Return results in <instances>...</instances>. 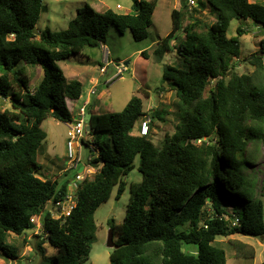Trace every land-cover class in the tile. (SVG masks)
<instances>
[{
    "label": "trees",
    "instance_id": "16d2710c",
    "mask_svg": "<svg viewBox=\"0 0 264 264\" xmlns=\"http://www.w3.org/2000/svg\"><path fill=\"white\" fill-rule=\"evenodd\" d=\"M187 1L173 10V29L154 48L159 60L173 51L178 32L188 29L183 27ZM157 2L134 0L132 13L97 11L86 3L67 29L37 33L45 0H0V96L11 98L13 107L0 110V253L6 259H21L11 235L29 234L31 217L69 188V178L60 182L37 174L43 167L39 149L47 139L43 122L49 117L72 120L67 99L77 100L83 92V83L68 80L59 61L85 46L105 43L112 26L121 32L130 29L137 40L146 38ZM205 5L216 14V22L187 34L186 43L197 41L198 46L181 45L188 54L184 68L164 69L163 80L181 100L175 132L165 135L160 148L149 134H134L136 122L147 114L138 95L121 111L92 112L90 126L99 147L92 161L101 163V169L80 184L70 216L54 219L46 210L45 232L35 235L37 264H84L97 232L95 212L115 186L121 197L124 177L138 156L143 180L131 186L124 222L109 220L119 245L110 264H227L226 250L215 244L218 237L264 236V202L256 195L255 179L244 170L252 162L250 146L264 142V56L251 60L254 73L238 74L233 59L240 57L247 31L239 26L237 35L228 36L234 19H250L264 33V0H207ZM260 47L264 53V38ZM21 62L42 67L43 76L33 89ZM152 113L163 120L167 114L158 108ZM225 198L232 203L231 212ZM47 241L57 248L55 254H47ZM184 244L196 245L197 253L184 251ZM235 245L244 246L239 241Z\"/></svg>",
    "mask_w": 264,
    "mask_h": 264
},
{
    "label": "rangeland",
    "instance_id": "374dc122",
    "mask_svg": "<svg viewBox=\"0 0 264 264\" xmlns=\"http://www.w3.org/2000/svg\"><path fill=\"white\" fill-rule=\"evenodd\" d=\"M94 0H45V9L37 24V33L50 28L53 31L65 30L69 27L72 19L78 15V9L91 3ZM256 1V0H250ZM207 0H196V5L190 6L187 1V10L184 17L183 27L187 30H180L177 34V40L174 41L173 51L168 53L162 60L154 54V48L157 42L167 36L173 29L172 12L174 9H181L182 0H158L157 7L153 16V23L148 29V36L142 40L134 38L130 29L121 32L116 26H112L105 39V43L96 46H85L82 51L72 55L66 60L59 61V65L64 71L68 80H80L83 83V92L79 99L72 100L70 103L71 111L75 116L79 107L89 97L88 91L92 88L93 82L98 80L97 93L90 96L91 105L87 114V122L90 120V114L118 112L124 109L128 101L138 95L143 99L144 109L147 114L135 124L133 133L138 134L140 124L145 119H150V132L152 140L156 147L160 148L167 133H174L180 116L178 108L181 100L176 90L169 85V81L163 80L164 69L167 65L177 68L185 67V58L188 56L182 44L189 45L191 48L198 46L197 41L187 44V34L193 36L196 33L203 32L208 25L216 22V14L209 5L202 6ZM134 0H99L98 6L106 9H113L118 13L135 12L133 8ZM119 5L121 8H119ZM242 26L247 32L241 39V55L234 58L233 71L238 74H252L256 66L251 60L257 54H263L260 42L264 38V33L256 27L252 20L234 19L228 29V36L237 35V28ZM179 45V46H178ZM147 50L148 56H143L142 51ZM130 61L128 66L125 62ZM106 66L107 72L102 74L100 68ZM23 73L30 80L32 89L40 82L43 76L41 66L19 64ZM121 70V73H119ZM142 89V90H140ZM158 108L161 112L166 111L165 120L155 118L152 110ZM13 109L11 98L0 96V110ZM43 128L49 133L48 139L39 149L38 162L42 164V169L37 173L42 178H53L55 174L47 169L50 165L49 158L56 159L61 165V169L56 170V174L68 166L66 156V139L68 125L54 117L47 118ZM87 139H94L93 135H85ZM47 150L48 154L45 152ZM81 166L87 165L88 158L93 155L96 158V152L92 151L87 145H83L81 150ZM251 164L245 168V172L255 179L256 195L264 202V142L251 145L249 148ZM91 163H94L93 161ZM134 169L124 177L126 189L120 198H117L118 186H115L108 201L103 202L95 212L97 232L95 238L90 243V254L84 264H110V256L114 248L109 245L111 226L109 220L114 219L117 224L124 222L128 203L131 196V186L138 184L143 180V174L139 169L140 157L135 160ZM102 164H97L94 173L101 169ZM64 173V172H63ZM67 173V174H66ZM76 170L65 172V177L59 176L60 182L64 178H69V188H73L70 183L80 186L76 183ZM91 176L94 177L95 174ZM52 206V204H50ZM224 206L228 211H232V203L228 198L224 199ZM209 209L213 207L209 202ZM11 241L16 242L21 248V259L18 264H37L40 260L34 250L36 243L35 236L23 234L18 236L12 234ZM117 236H114V241ZM235 241L243 243V248H238ZM216 245L222 246L227 253V264H261L264 261V236L254 237L242 233L230 236L218 237ZM47 254L53 255L58 250L46 242ZM183 250L191 253H197L198 247L192 244H184ZM0 260L5 264L9 263L0 253ZM2 264V262H0Z\"/></svg>",
    "mask_w": 264,
    "mask_h": 264
},
{
    "label": "built area",
    "instance_id": "2783aa9c",
    "mask_svg": "<svg viewBox=\"0 0 264 264\" xmlns=\"http://www.w3.org/2000/svg\"><path fill=\"white\" fill-rule=\"evenodd\" d=\"M189 5L192 7L196 5V0H189ZM120 7V5H119ZM102 74L107 72L106 66L100 68ZM121 73V70H119ZM93 86L88 91L89 97L82 103L79 107L77 114L73 117L72 120L67 121L68 125L67 130V139H66V156L68 159V166L65 168V171L76 170L75 175L76 183L84 181L86 177H89L94 173L93 168V155H90L88 158L87 165H84L83 170L80 171L82 154L81 150L83 145L90 147L92 151L96 152V157L99 156V147L94 143V139L90 140L85 137V135H92V129L90 126V120L87 122V114L89 113V106L91 105L90 96L97 93L98 89V80L92 81ZM150 119H145L141 122L139 127V135H148L150 132ZM94 138V137H93ZM73 188H68L67 193L60 199L52 203V206H46L41 213L34 214L31 217V223L34 224V227L30 230V235H42L44 234V223L43 215L46 213V210L50 211L52 218L54 219H65L70 216L73 209L77 205L78 201V189L80 186H76L74 183H70ZM238 222V219L235 220L234 224ZM8 264H18L17 260H9Z\"/></svg>",
    "mask_w": 264,
    "mask_h": 264
},
{
    "label": "crops",
    "instance_id": "0c3cea01",
    "mask_svg": "<svg viewBox=\"0 0 264 264\" xmlns=\"http://www.w3.org/2000/svg\"><path fill=\"white\" fill-rule=\"evenodd\" d=\"M98 3H99V0H94L93 2H91L90 4L93 6V8L95 9V10H97V11H104L103 10V8H100L99 6H98ZM119 8H121V7H119ZM104 44V43H103ZM26 65V64H25ZM82 82V81H81ZM71 99H67V103H68V107H69V109L71 110V107H70V103H71ZM65 124H66V122H64ZM47 132V131H46ZM135 134V133H134ZM48 136H49V133L47 132V139H48ZM46 139V140H47ZM45 152L48 154V152H47V150H45ZM49 155V154H48ZM49 166L47 167V169L48 170H50V168H52V171L51 172H53L54 174H55V178H58L59 179V176H65L66 174H65V168L61 171L60 170V172L58 173V174H56V170H58V168L59 169H61L60 167H61V165L59 164V162L58 161H56V159H53V158H49ZM64 172V173H63ZM88 178H90V179H92L93 177L90 175ZM0 262H2V264H5V262H4V260H0ZM1 264V263H0Z\"/></svg>",
    "mask_w": 264,
    "mask_h": 264
},
{
    "label": "water",
    "instance_id": "95a60500",
    "mask_svg": "<svg viewBox=\"0 0 264 264\" xmlns=\"http://www.w3.org/2000/svg\"><path fill=\"white\" fill-rule=\"evenodd\" d=\"M264 28V27H263ZM262 28V29H263ZM130 64V61H126L125 62V66H128ZM97 165V163L96 162H94L93 163V166L95 167ZM83 166H81L80 167V171H82L83 170ZM109 245L111 246V247H113V248H118L119 247V245L116 243V241H114V233H113V231L111 230V235H110V242H109Z\"/></svg>",
    "mask_w": 264,
    "mask_h": 264
},
{
    "label": "clouds",
    "instance_id": "9594fccd",
    "mask_svg": "<svg viewBox=\"0 0 264 264\" xmlns=\"http://www.w3.org/2000/svg\"><path fill=\"white\" fill-rule=\"evenodd\" d=\"M90 115H91V114H90ZM79 170H80V169H79ZM65 172H66V171H65ZM86 178H87V177H86ZM86 178H85V179H86Z\"/></svg>",
    "mask_w": 264,
    "mask_h": 264
}]
</instances>
